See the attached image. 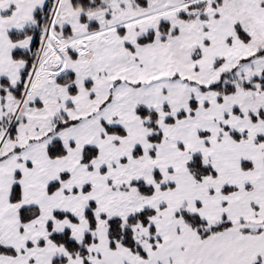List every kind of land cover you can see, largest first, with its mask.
<instances>
[{"label":"snow or ice","instance_id":"6c2138e0","mask_svg":"<svg viewBox=\"0 0 264 264\" xmlns=\"http://www.w3.org/2000/svg\"><path fill=\"white\" fill-rule=\"evenodd\" d=\"M0 264H264V0H0Z\"/></svg>","mask_w":264,"mask_h":264}]
</instances>
